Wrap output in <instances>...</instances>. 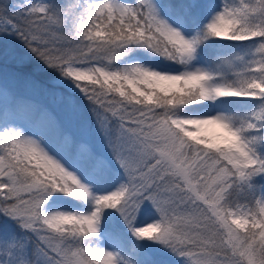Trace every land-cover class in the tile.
<instances>
[{
	"label": "snow or ice",
	"instance_id": "snow-or-ice-1",
	"mask_svg": "<svg viewBox=\"0 0 264 264\" xmlns=\"http://www.w3.org/2000/svg\"><path fill=\"white\" fill-rule=\"evenodd\" d=\"M9 41L64 115L0 83V264H264V0H0Z\"/></svg>",
	"mask_w": 264,
	"mask_h": 264
},
{
	"label": "rangeland",
	"instance_id": "rangeland-1",
	"mask_svg": "<svg viewBox=\"0 0 264 264\" xmlns=\"http://www.w3.org/2000/svg\"><path fill=\"white\" fill-rule=\"evenodd\" d=\"M12 3H18L20 0H11ZM11 60L4 58L0 59V83L8 82L9 86L14 87L20 94L22 95H31L37 99L44 101L48 104L53 111L57 113V115L63 116V105L57 104L53 101V98L50 97L48 99L47 95H43V92H47L49 90L48 87H42L40 84L33 82L25 76H21L16 72V69H12ZM18 75V76H17ZM21 76V77H19ZM25 81H31L32 86L29 87ZM53 89H50V91ZM57 91H62L61 89H56Z\"/></svg>",
	"mask_w": 264,
	"mask_h": 264
},
{
	"label": "trees",
	"instance_id": "trees-1",
	"mask_svg": "<svg viewBox=\"0 0 264 264\" xmlns=\"http://www.w3.org/2000/svg\"><path fill=\"white\" fill-rule=\"evenodd\" d=\"M57 2H63V0H57ZM4 3H10L8 0H4ZM23 49H21L20 45L17 42L9 41L7 44V53L8 58L11 60V66H13L12 69H16V72L21 75L22 77L25 76L28 79L32 80L33 82L40 84L42 87H48L50 89H53V80L55 79V74L49 71H46L37 61L29 59L28 57H25L23 64L17 63L13 56H18ZM4 58L3 56H0V59ZM5 59V58H4ZM5 59V60H7ZM18 76V75H17ZM19 76V77H21ZM62 91H65L64 89H61ZM47 92H43V95H47ZM67 94V93H65ZM48 99L50 96H48ZM78 99V98H77ZM78 102L83 104V101Z\"/></svg>",
	"mask_w": 264,
	"mask_h": 264
}]
</instances>
